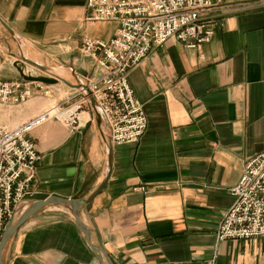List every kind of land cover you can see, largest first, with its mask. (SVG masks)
I'll use <instances>...</instances> for the list:
<instances>
[{
	"label": "crops",
	"instance_id": "1",
	"mask_svg": "<svg viewBox=\"0 0 264 264\" xmlns=\"http://www.w3.org/2000/svg\"><path fill=\"white\" fill-rule=\"evenodd\" d=\"M85 3L0 0V22L10 31L0 23V81H24L12 67L18 55L53 68L69 85L95 79L99 71L81 52L82 41H107L116 24L86 22ZM213 17L210 43L191 50L171 38L128 72L147 127L134 143L112 144L109 170L104 121L101 131L83 113L78 131L47 121L30 134L41 159L23 202L81 199L105 183L82 221L113 264H264L263 239L216 238L234 202L230 189L264 150V0H223ZM69 85H45L51 98L32 100L17 121L79 91ZM3 260L99 264L71 213L58 207L22 223Z\"/></svg>",
	"mask_w": 264,
	"mask_h": 264
},
{
	"label": "built area",
	"instance_id": "2",
	"mask_svg": "<svg viewBox=\"0 0 264 264\" xmlns=\"http://www.w3.org/2000/svg\"><path fill=\"white\" fill-rule=\"evenodd\" d=\"M222 3L86 0V22L116 24L111 39L86 38L80 47L83 54L93 58L99 71L87 86L109 128L112 144L134 143L147 127L143 105L128 85V72L145 59L152 47H160L171 38L191 50L210 43L216 26L213 12ZM35 94L48 97L51 91L38 82L0 81V106L21 104ZM90 112L88 98L79 90L12 128L0 125V239L17 206L33 194L31 187L41 157L30 136L32 130L56 121L72 133L84 125L82 114ZM230 194L234 202L218 224L217 240H264V150L245 163Z\"/></svg>",
	"mask_w": 264,
	"mask_h": 264
},
{
	"label": "water",
	"instance_id": "3",
	"mask_svg": "<svg viewBox=\"0 0 264 264\" xmlns=\"http://www.w3.org/2000/svg\"><path fill=\"white\" fill-rule=\"evenodd\" d=\"M1 23V22H0ZM8 31L9 29L1 23ZM10 32V31H9ZM16 61L13 62L12 67L18 72L21 79L26 82H38L44 85H54L57 84L59 81L64 82L65 84L69 85L63 79L56 77L53 73V68L41 65L37 62L31 61L22 55H18ZM35 68L47 76L42 75H33L32 69ZM74 89L83 91L88 98L91 113L93 115L94 120L96 121L98 127L102 131L103 126V118L99 112L98 106L96 101L91 95L89 88L77 81L76 85H69ZM103 139L105 144L107 145V168H110V161H111V151H112V142L111 139L102 132ZM105 183H102L96 190L90 193L88 196L81 198V199H62L58 197H47L44 200H37V201H25L22 202L17 206L14 211L12 218L6 224L2 237L0 239V264H4L3 254L5 246L16 231V229L24 223L29 217L33 216L34 214L38 213L41 210L50 207H58L68 210L79 231L82 233L89 249L93 253L94 257L98 261L99 264H113L106 252L100 246L95 236V233L92 228L87 226L82 221V214L84 213L85 206L101 191Z\"/></svg>",
	"mask_w": 264,
	"mask_h": 264
},
{
	"label": "rangeland",
	"instance_id": "4",
	"mask_svg": "<svg viewBox=\"0 0 264 264\" xmlns=\"http://www.w3.org/2000/svg\"><path fill=\"white\" fill-rule=\"evenodd\" d=\"M116 30V29H115ZM93 59V58H92ZM94 61V60H93ZM35 69V68H34ZM37 70V69H36ZM39 71V70H38ZM71 83H74V80L71 79L70 80ZM42 84V83H41ZM85 85L87 86V83H85ZM88 87V86H87ZM51 98L50 96H44V95H40V94H35V95H32L31 97H29L28 99L25 100V102L21 103V104H17V103H11L9 102L7 105L5 106H0V125L6 127V128H12L14 127L15 125L17 124H20L18 121H17V117L20 116V115H23L26 110L28 109V107L30 106L31 104V101L34 100V99H37V100H41V101H46V99H49ZM35 101V100H34ZM33 102V101H32ZM56 103H50L48 107L54 105ZM8 107V108H6ZM9 107H11L9 109ZM48 107L44 108V109H47ZM5 109H7L5 111ZM86 115V113H84ZM92 113L90 112V117L92 119ZM105 129H107L105 127ZM29 198V197H27ZM26 198V199H27ZM25 199V200H26ZM8 223V222H7ZM2 237V236H1Z\"/></svg>",
	"mask_w": 264,
	"mask_h": 264
},
{
	"label": "bare ground",
	"instance_id": "5",
	"mask_svg": "<svg viewBox=\"0 0 264 264\" xmlns=\"http://www.w3.org/2000/svg\"><path fill=\"white\" fill-rule=\"evenodd\" d=\"M54 73V72H53ZM54 75H56V74H54ZM57 76V75H56ZM106 130V129H105Z\"/></svg>",
	"mask_w": 264,
	"mask_h": 264
}]
</instances>
